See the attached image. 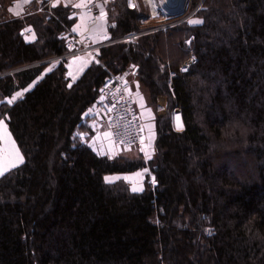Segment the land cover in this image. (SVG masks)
<instances>
[{
  "label": "trees",
  "instance_id": "trees-1",
  "mask_svg": "<svg viewBox=\"0 0 264 264\" xmlns=\"http://www.w3.org/2000/svg\"><path fill=\"white\" fill-rule=\"evenodd\" d=\"M3 3L0 120L25 160L0 176V264H264V0H189L177 24L146 33L143 12L112 0L111 43L78 78L68 58L50 67L69 52L73 10L46 0L6 18ZM199 5L201 23L181 21ZM191 35L198 60L181 73ZM131 67L153 105L168 100L149 161L79 137L107 76ZM146 167L141 192L106 180Z\"/></svg>",
  "mask_w": 264,
  "mask_h": 264
},
{
  "label": "built area",
  "instance_id": "built-area-1",
  "mask_svg": "<svg viewBox=\"0 0 264 264\" xmlns=\"http://www.w3.org/2000/svg\"><path fill=\"white\" fill-rule=\"evenodd\" d=\"M111 1L94 0L92 2L88 9V14L92 18V24L99 20L101 15L99 8L102 2L109 4ZM127 3L131 8H137L138 6V0H131V5L135 6L130 5V0H127ZM50 7H52V1H50ZM70 32L72 38L68 43L69 52L56 59L63 60L71 56L87 55L98 63L97 50L99 47L94 44L91 32L89 30L82 34ZM138 36V33H133L124 37L123 40L130 41ZM194 40V35H191L187 40L189 56L181 65V73L188 72L198 60L193 47ZM132 72V70H128L120 74H109L100 88L98 102L94 107L97 111L96 118L100 127H107L112 133L115 144L125 148H132L134 146L143 147L148 140L147 131L133 94V85L129 79ZM65 75L71 78L73 71L69 68Z\"/></svg>",
  "mask_w": 264,
  "mask_h": 264
},
{
  "label": "rangeland",
  "instance_id": "rangeland-1",
  "mask_svg": "<svg viewBox=\"0 0 264 264\" xmlns=\"http://www.w3.org/2000/svg\"><path fill=\"white\" fill-rule=\"evenodd\" d=\"M188 1L189 0H183V3H182L181 8L179 10L180 12L188 7ZM16 2H18V1H16V0H4V3H3L4 9L2 11H3V13H5L6 18H12L13 15L10 14L9 8L11 6H14V4ZM37 2H39V3H37ZM37 2L36 1H34V2L29 1L28 2V4H32L31 6H28V9H26L27 11L29 9H31V12H29L30 14L42 11L41 7L44 5L46 0H41V1H37ZM39 8H40V10L38 11L37 9H39ZM137 9L139 11L143 12L146 15V17H148V19L146 21H144L143 25L150 27L151 29L144 31V33L150 32V31H155V30H160V29L166 30V28H169V27L177 24L171 18V13L177 12V11H173L172 7L168 6L165 3V0H153V1H151V0H138ZM195 10L189 11V13H187V15H185V17H188L187 21L200 20V19L194 17V14L196 13V12H194ZM193 12H194V14H192ZM27 31L32 33L33 36L35 37V33H34L32 27H28ZM30 33L27 34V38L32 37V35ZM79 56H81V55L71 56L72 58H74V57H77V58L73 59V61L70 64H68L70 69L73 68V69H71L73 71V76H72L73 78H74L75 72L78 70V68H82L81 66L86 61L85 58H81ZM83 56H87V55H83ZM71 57H67V58H71ZM50 61H51L50 67H55L56 64L61 60L54 58V59H51ZM76 66H78V67H76ZM132 69H133V67H131V69L129 71H131ZM129 79L132 82L133 94L135 96L136 103H137V106L139 109V113H140L141 119L143 121V116L141 115V109H144L145 111H147L146 109H149V111L151 113L158 112V110L160 108L159 101L153 105L152 101H151V97H150L147 89L143 88V86L139 83L136 76H133L131 73L129 76ZM19 93H21V92H19ZM143 93L146 96V98H147V96L149 97L148 101L143 96ZM14 97H16V99H18L20 96L17 97L15 95ZM161 98H164L166 100V104H165L166 112L164 113V114H166L168 111V100L165 97H161ZM10 100H12V99H10ZM15 100H13V101H15ZM92 108H94V107H92ZM95 109L96 108H94V112L96 111ZM151 109L153 112L151 111ZM176 110H177V108H174L172 110L173 123H174L175 129L181 131L183 129V124H182V121L179 120V123L182 126L178 127L177 121H176V117H177L176 116L177 115ZM96 112H95V114H96ZM0 121H2V123H0V171H2L3 174H5L8 171H10V170L18 167L19 165H21L25 159H24V156H23L21 149L19 148L17 142L15 141V139H14V137H13V135L9 129L7 117L6 116L3 117ZM94 122H96V126H98V128H101L97 122L96 117L94 119ZM143 123H144V121H143ZM105 128H107V127H105ZM145 128L147 131L148 140L143 147L134 146L132 148H125V147L117 146L115 144V142L113 141L112 136H111L110 141L115 146L116 150L118 149L117 150L118 152L125 151L124 152V154H125L126 151L127 152L128 151L129 152L134 151L133 153H136L135 155H137V156L141 155L145 160L149 161V160H151V158L154 157V154H155V151H154V142L155 141L153 142V139H151V134L149 133V129L147 128V126H145ZM17 151L19 153V156L23 158L22 162H20V160L17 157ZM139 152H140V154H139ZM133 153H128L127 155L131 157V156H133L132 155ZM120 156H124V155H120ZM13 164H15V167L12 166ZM146 168L148 171L149 170L148 167H146ZM3 174H0V176ZM137 174H139V173L135 172L136 176H134V175H124V176L109 175L106 178H111L110 183L116 182L118 180H124V181L130 183L132 188L135 187L136 189H138L141 187V183L139 182L140 178ZM147 174H148V176H147L146 182L149 181V183H153L155 180L154 175L151 173V171L147 172ZM142 175L144 176L143 172H142ZM146 182H145V186L147 185ZM145 186H144V188H145Z\"/></svg>",
  "mask_w": 264,
  "mask_h": 264
},
{
  "label": "crops",
  "instance_id": "crops-1",
  "mask_svg": "<svg viewBox=\"0 0 264 264\" xmlns=\"http://www.w3.org/2000/svg\"><path fill=\"white\" fill-rule=\"evenodd\" d=\"M16 1H18V2H16L14 4V6H11L9 8L10 14L13 15L12 17H23L24 15L29 14V12H31V9H29L28 11L26 9H28V6H31L32 4H28V2L29 1H33V2L36 1L37 2V1H41V0H27V2H25V0H16ZM50 1H52L53 7L64 6V7L71 8L73 10L71 17L75 18V23L73 24L71 30L74 34H82V33L89 30L92 34L94 44L97 45L99 47V49L101 47L111 43V41H109L110 23H109V18H108V7H107L108 4H106L105 2H102V4L100 5V8H99L101 11V15L99 17V20L96 23L92 24V18L88 14V9L94 0H50ZM37 3H39V2H37ZM17 5H19V7ZM76 5H81V6L77 7ZM37 10L39 11L40 8ZM17 12H19V15L16 14ZM102 13H103V15H102ZM28 33H30V32L27 31V34ZM30 34L32 35V37L29 39L34 40L33 34L32 33H30ZM79 57L85 58L86 61L81 66L82 68H78V70L75 72L74 78H78L80 75H82V73L85 71V69L91 63H96L89 56H79ZM75 58H77V57L68 58L67 59L68 64H70L73 61V59H75ZM68 64H67V67L70 68ZM76 67H78V66H76ZM71 69H73V68H71ZM132 75L134 76L133 72H132ZM21 93L23 95L24 92L22 91ZM143 96L148 101L149 97L147 96V98H146L144 93H143ZM165 104H166V100L164 98H161L159 100L160 108H159L158 112H153L151 109V111L153 112V113H151L149 111V109H146L147 111H145L144 109H141V115L143 116L144 124L149 129V133L151 134V139H153V142L155 141V138H156L155 118H156V115H163L166 112ZM95 112H94V108H90L85 113L84 121H83L84 127H82V129L79 130V137L81 138V140L83 142H85L86 144H88L99 155L109 156L110 158H115V157H118L120 155L128 156L127 155L128 153H133L134 151L133 152H129V151L127 152L126 151V153L124 154L125 151L118 152L117 151L118 149L116 150L115 146L110 141L111 136H112L111 131L105 127L98 128V126H96V122H94V119H95V117H97V114H95ZM135 154L136 153H133L132 154L133 156H131V157L128 156V157H130V158L139 157ZM139 154H140V152H139ZM148 169H149V167H148ZM136 172L139 173V175H138L140 178L139 182L141 183V187L138 188L137 191L141 192L144 190L145 182H146L147 176L149 174V173L147 174V172H150V169L147 171V168H144V169L136 171ZM142 172L144 173V176L142 175ZM119 175H121V176L134 175V176H136L135 172L128 173V174H119ZM119 175H116V176H119Z\"/></svg>",
  "mask_w": 264,
  "mask_h": 264
},
{
  "label": "snow or ice",
  "instance_id": "snow-or-ice-1",
  "mask_svg": "<svg viewBox=\"0 0 264 264\" xmlns=\"http://www.w3.org/2000/svg\"><path fill=\"white\" fill-rule=\"evenodd\" d=\"M25 2H27V0H25ZM130 5H131V0H130ZM18 7H19V5H17ZM55 6V5H54ZM77 7H80L81 5H76ZM131 6H135V5H131ZM17 15H19V12H17L16 13ZM102 15H103V13H102ZM202 21H199V20H194V21H189V23H201ZM22 95V93H17L16 94V96L17 97H19V96H21ZM16 99V97H13L12 98V100H9L8 101V103H12L13 102V100H15ZM176 121H177V125H178V127H181L182 125H180V123H179V117L177 116L176 117ZM0 123H2V121H0ZM17 157H18V159L20 160V162H22V157H20L19 156V153H18V151H17ZM13 167H15V164H13L12 165ZM0 174H3L2 173V171H0ZM137 175H139V174H137ZM106 180H107V182H111V178H106ZM138 189H136L135 187L133 188V191H137Z\"/></svg>",
  "mask_w": 264,
  "mask_h": 264
},
{
  "label": "water",
  "instance_id": "water-1",
  "mask_svg": "<svg viewBox=\"0 0 264 264\" xmlns=\"http://www.w3.org/2000/svg\"><path fill=\"white\" fill-rule=\"evenodd\" d=\"M182 3H183V0H182L177 6L173 7L172 10H173V11H177V12H179ZM202 3H203V1H202ZM202 3H201V4H202ZM201 4H200V5H201ZM200 5L198 6V8H197L194 12H196V11L199 9ZM194 12H193L192 14H194ZM192 14H191V15H192ZM187 18H188V17H185V18L182 19L181 21L187 20ZM181 21H179V22H181ZM23 32H24V31H23ZM176 111H177V115H176V116H178V117H179V120L182 121L183 128H184L183 117H182V113H181L180 108H177Z\"/></svg>",
  "mask_w": 264,
  "mask_h": 264
},
{
  "label": "bare ground",
  "instance_id": "bare-ground-1",
  "mask_svg": "<svg viewBox=\"0 0 264 264\" xmlns=\"http://www.w3.org/2000/svg\"><path fill=\"white\" fill-rule=\"evenodd\" d=\"M153 1V0H151ZM182 0H165V3L170 6V7H175L177 6Z\"/></svg>",
  "mask_w": 264,
  "mask_h": 264
}]
</instances>
